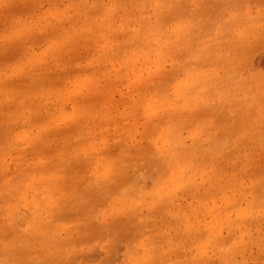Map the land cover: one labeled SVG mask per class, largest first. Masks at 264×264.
I'll list each match as a JSON object with an SVG mask.
<instances>
[{
	"label": "rangeland",
	"instance_id": "374dc122",
	"mask_svg": "<svg viewBox=\"0 0 264 264\" xmlns=\"http://www.w3.org/2000/svg\"><path fill=\"white\" fill-rule=\"evenodd\" d=\"M13 25L0 264H264V0H0Z\"/></svg>",
	"mask_w": 264,
	"mask_h": 264
},
{
	"label": "snow or ice",
	"instance_id": "6c2138e0",
	"mask_svg": "<svg viewBox=\"0 0 264 264\" xmlns=\"http://www.w3.org/2000/svg\"><path fill=\"white\" fill-rule=\"evenodd\" d=\"M32 45L31 33L28 30H20L16 26H6L4 31L0 33V59L5 61H16L18 58L22 60L30 51ZM56 45H50L46 50L41 63L55 54ZM16 65L13 64L12 67ZM6 71L9 69L6 68ZM123 264H143L138 259V252L134 245L128 246V251Z\"/></svg>",
	"mask_w": 264,
	"mask_h": 264
},
{
	"label": "bare ground",
	"instance_id": "6f19581e",
	"mask_svg": "<svg viewBox=\"0 0 264 264\" xmlns=\"http://www.w3.org/2000/svg\"><path fill=\"white\" fill-rule=\"evenodd\" d=\"M156 37L157 36H150V41H155V42H158V40H156ZM169 40V39H168ZM168 42V41H167ZM166 41H165V43H167ZM161 45L162 44H156V46H155V48H154V50H153V52L154 53H159V51L161 50ZM158 49H160V50H158ZM141 50H144V49H141ZM156 50V51H155ZM158 50V51H157ZM183 80L181 81L182 83L180 84V85H178V88H179V96L181 97L180 98V100H183V101H186L187 100V98H186V94H187V91H188V88H189V86L192 84V82H193V80H194V77H190L189 75L188 76H185V77H183L182 78ZM181 80V79H180ZM178 83V82H177ZM149 102V104H154L155 102L154 101H152V100H149L148 101ZM169 106H172V105H169ZM181 147V146H180ZM178 148V146H176V148L174 149H172V151H174V153H173V157L174 158H180L181 157V152H182V150H181V148ZM164 183V182H163ZM171 188H170V186H168V188L167 189H163V190H165V191H169ZM172 190V189H171ZM170 190V191H171ZM172 191H174V189L172 190ZM167 193V192H166ZM166 193L165 192H159V191H157V197H159V196H161V197H163V196H165L166 195ZM165 194V195H164ZM169 194V193H168ZM167 194V195H168ZM166 195V196H167ZM125 199V198H124ZM129 199V198H128ZM120 201V200H119ZM124 203V202H123ZM129 201H126L125 203H124V205L122 206V208H126V207H128L129 206ZM131 206V205H130ZM129 206V207H130ZM237 210V209H236ZM235 211V210H234ZM253 211V210H252ZM246 214V213H245ZM248 214V213H247ZM254 214V213H253ZM253 214L251 215V216H253ZM247 216V215H246ZM258 216V215H257ZM255 217V216H254ZM255 218H257V217H255ZM237 219V218H236ZM241 220H242V218H241ZM231 222V221H230ZM237 222H238V220H237ZM240 222V221H239ZM235 223V222H234ZM243 224V223H242ZM244 224H245V222H244ZM232 227H233V225H231ZM235 226V225H234ZM230 227V226H229ZM209 229H211V230H213V237H212V239H211V241L213 240L214 242H216V241H219L217 238H218V231H217V229L218 228H216L215 226H211V227H208ZM47 232V231H46ZM46 232H44V233H46ZM221 236V235H220ZM219 236V237H220ZM208 238H209V236H208ZM240 238H243V237H240ZM183 239H185V238H183ZM187 239V238H186ZM208 240V241H207ZM207 240H205V242L207 243V242H211L209 239H207ZM11 245V244H10ZM170 245V244H169ZM11 247L14 249H31V250H35L34 248H35V246L32 244V243H24V244H22V243H15V244H13V245H11ZM233 247V246H232ZM26 251V250H25ZM32 252V251H31ZM34 252V251H33ZM163 252H165L164 250H163ZM29 252H27L26 254H28ZM15 254H17V253H15ZM14 254V255H15ZM23 254H25V252L23 253ZM20 255V254H19ZM23 255H20V257H18V260H20V259H22L23 257H22ZM27 256V255H26ZM24 259V258H23ZM225 259H227V258H225ZM229 259L231 260V262L233 263V261H232V258H230L229 257ZM229 259H227L228 260V262H229V264H232L231 262H230V260ZM24 261H26L25 259H24ZM22 263V262H21ZM228 264V263H227Z\"/></svg>",
	"mask_w": 264,
	"mask_h": 264
}]
</instances>
